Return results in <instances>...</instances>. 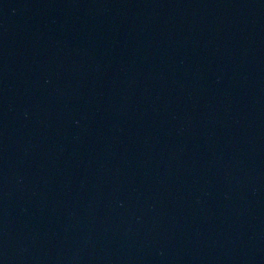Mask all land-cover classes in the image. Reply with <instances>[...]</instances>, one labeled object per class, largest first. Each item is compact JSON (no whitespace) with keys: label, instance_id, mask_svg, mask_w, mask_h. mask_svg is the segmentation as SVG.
<instances>
[{"label":"water","instance_id":"95a60500","mask_svg":"<svg viewBox=\"0 0 264 264\" xmlns=\"http://www.w3.org/2000/svg\"><path fill=\"white\" fill-rule=\"evenodd\" d=\"M0 264H264V0H0Z\"/></svg>","mask_w":264,"mask_h":264}]
</instances>
